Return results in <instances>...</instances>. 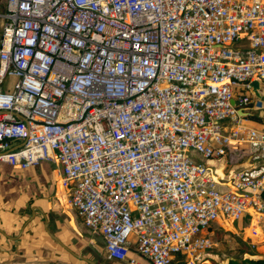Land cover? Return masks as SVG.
I'll use <instances>...</instances> for the list:
<instances>
[{
	"label": "built area",
	"instance_id": "1",
	"mask_svg": "<svg viewBox=\"0 0 264 264\" xmlns=\"http://www.w3.org/2000/svg\"><path fill=\"white\" fill-rule=\"evenodd\" d=\"M2 18L0 162L59 164L110 260L144 264L131 243L201 264L211 225L258 228L264 0H7ZM228 155L226 174L206 164Z\"/></svg>",
	"mask_w": 264,
	"mask_h": 264
},
{
	"label": "crops",
	"instance_id": "2",
	"mask_svg": "<svg viewBox=\"0 0 264 264\" xmlns=\"http://www.w3.org/2000/svg\"><path fill=\"white\" fill-rule=\"evenodd\" d=\"M220 161L231 163L228 155L206 164L213 169ZM256 162L252 155L245 156L234 167ZM69 196L57 163L41 161L20 169L0 162V264H89L86 260L104 264V259L110 260L103 238L84 225L69 206ZM129 248L132 257L149 264L135 253L133 244Z\"/></svg>",
	"mask_w": 264,
	"mask_h": 264
},
{
	"label": "rangeland",
	"instance_id": "3",
	"mask_svg": "<svg viewBox=\"0 0 264 264\" xmlns=\"http://www.w3.org/2000/svg\"><path fill=\"white\" fill-rule=\"evenodd\" d=\"M6 1L7 0H0V40L2 37V28L4 20L2 15L6 9ZM17 79L15 76H8L2 86V89L5 91H12ZM253 125L258 128L259 130H264V120H256L253 121ZM260 162H257L259 164ZM228 165L224 161H220V164L213 168L212 170L216 173L221 172L222 174H226L228 170ZM215 232H217L216 236H214V232L212 233V239L217 244V250L212 251L209 250L205 254V258H215L224 262L222 260L223 253L225 254V249L233 248L236 246V241L240 240L243 243L253 247L254 252L257 254V257H264V220L260 223L257 227H254L249 220H243L242 222H236L233 225H219L215 224ZM256 229L257 233H254ZM230 233V234H228ZM104 264H120L118 262L112 260L104 259ZM174 264H184L183 262H175Z\"/></svg>",
	"mask_w": 264,
	"mask_h": 264
},
{
	"label": "trees",
	"instance_id": "4",
	"mask_svg": "<svg viewBox=\"0 0 264 264\" xmlns=\"http://www.w3.org/2000/svg\"><path fill=\"white\" fill-rule=\"evenodd\" d=\"M253 119L260 120L261 117L255 116ZM215 227L216 226L214 224L209 228L210 232H214V236L217 234V232H215ZM217 249V244L215 242V246L211 250L216 251ZM253 249V247L238 240L236 241V246L224 250L226 251L222 256V260L224 262H221L215 258H205L201 264H264V257H257V254ZM184 259L185 258L183 256H177V258L171 264H174L176 261L182 263Z\"/></svg>",
	"mask_w": 264,
	"mask_h": 264
},
{
	"label": "water",
	"instance_id": "5",
	"mask_svg": "<svg viewBox=\"0 0 264 264\" xmlns=\"http://www.w3.org/2000/svg\"><path fill=\"white\" fill-rule=\"evenodd\" d=\"M0 43H1V40H0ZM253 87H254V91H255L256 95L259 96V94H258V92H257V90H258V88H259V82H254V83H253ZM261 98L264 100V96L261 97ZM233 104L235 105V103H233ZM238 112H239V114L242 115V116H246V115H247V113H245V112L243 111V109H239ZM18 116H20V115H18ZM86 262L89 263V264H96V263H94V262H92V261H89V260H86Z\"/></svg>",
	"mask_w": 264,
	"mask_h": 264
}]
</instances>
